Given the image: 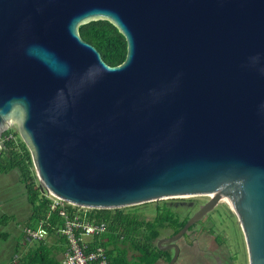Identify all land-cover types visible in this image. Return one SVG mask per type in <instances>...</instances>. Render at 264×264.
Listing matches in <instances>:
<instances>
[{"label":"water","instance_id":"95a60500","mask_svg":"<svg viewBox=\"0 0 264 264\" xmlns=\"http://www.w3.org/2000/svg\"><path fill=\"white\" fill-rule=\"evenodd\" d=\"M99 18L126 36L119 65L80 35ZM9 126L42 192L99 209L211 196L171 240L226 197L264 264V0H0Z\"/></svg>","mask_w":264,"mask_h":264},{"label":"trees","instance_id":"16d2710c","mask_svg":"<svg viewBox=\"0 0 264 264\" xmlns=\"http://www.w3.org/2000/svg\"><path fill=\"white\" fill-rule=\"evenodd\" d=\"M79 32L85 41L100 51L109 65L115 66L125 61L128 41L109 19L99 18L82 23L79 25ZM10 133L17 135L18 131L7 129L3 135ZM12 169L19 170L32 204V213L27 225L36 226L40 219H46L49 233L46 238L35 240L39 245L30 248L17 260L15 255L8 264H60V255L69 248L67 237L61 232L65 218L60 215L58 208L51 207L52 200L41 191L32 152L21 137L17 140L13 137L8 139L0 150V172ZM151 202L124 208L89 209L87 216L89 220L107 225V231L102 237L97 238L94 244L103 245L107 249L109 264H153L158 256L153 245L159 234L158 226L163 227L168 223L176 232L184 227L187 218L173 214L165 203L161 205L155 202L153 207L155 216L152 218L144 216L141 211ZM67 209L72 215L77 207L68 205ZM8 218V215L1 216L0 225L6 224ZM0 235L6 237L8 232L0 230Z\"/></svg>","mask_w":264,"mask_h":264},{"label":"rangeland","instance_id":"374dc122","mask_svg":"<svg viewBox=\"0 0 264 264\" xmlns=\"http://www.w3.org/2000/svg\"><path fill=\"white\" fill-rule=\"evenodd\" d=\"M9 129H15L18 134L14 137L16 140L22 138L21 131L16 126H10ZM196 195L188 197H175L160 199L153 201L144 207L141 213L152 218L155 216L154 204L155 202L174 200V199H190ZM4 201L5 206L0 205V217L4 212L12 217L4 225H0V230L8 232V236L3 237L0 235V263L8 264L11 262L12 257L16 255V260L24 256L30 248L39 245L38 241H23L21 236L18 221L27 223L28 217L32 212V204L29 202L27 191H25L24 184L21 180L20 172L18 169H12L8 172H0V202ZM233 209V208H232ZM184 212V211H183ZM235 213V211L233 210ZM235 215H237L235 213ZM238 217V216H237ZM11 218H15L12 222ZM232 220L230 217H213L208 215L204 219L199 220L197 228H203L211 231L214 235H218V240L221 242V251H224L225 257L235 253L234 264H249V257L247 252V245L240 221ZM17 223V224H16ZM15 224V225H13ZM3 227V228H2ZM23 229V227H22ZM51 239V237L49 238ZM209 240V239H208ZM205 244V242H203ZM202 243V245H204ZM223 254V253H222Z\"/></svg>","mask_w":264,"mask_h":264},{"label":"flooded vegetation","instance_id":"af4514ba","mask_svg":"<svg viewBox=\"0 0 264 264\" xmlns=\"http://www.w3.org/2000/svg\"><path fill=\"white\" fill-rule=\"evenodd\" d=\"M210 200L211 196L209 195H196L190 199L165 200L157 203L161 205L165 203L170 207L173 214L187 218L188 221L202 205ZM209 214L213 217H230L234 221L239 219L233 212L231 205L224 198L220 199L214 208L205 214L202 219ZM237 221L239 222V220ZM198 224L199 220L178 240L170 239L178 232L175 231L173 226L168 223L163 227L159 225V234L153 242L158 256L153 264H170L171 259L176 254L175 245L178 246V252L173 264H234L235 253L232 257L229 254L225 257L224 251L220 249L221 242L218 240V235H214L206 229L197 228Z\"/></svg>","mask_w":264,"mask_h":264},{"label":"built area","instance_id":"2783aa9c","mask_svg":"<svg viewBox=\"0 0 264 264\" xmlns=\"http://www.w3.org/2000/svg\"><path fill=\"white\" fill-rule=\"evenodd\" d=\"M15 136L13 133L2 135L0 150L4 147L5 141ZM43 194L52 200L51 207L58 208L60 215L65 218V225L61 232L67 237L69 248L64 252L60 264H109L107 249L103 245L94 244L97 238L102 237L107 231V225L87 218L91 208L71 204L49 190L43 191ZM68 205L77 207L74 214L70 215ZM46 222V219L42 218L36 226L25 225L23 232L26 240L46 238L49 233Z\"/></svg>","mask_w":264,"mask_h":264},{"label":"crops","instance_id":"0c3cea01","mask_svg":"<svg viewBox=\"0 0 264 264\" xmlns=\"http://www.w3.org/2000/svg\"><path fill=\"white\" fill-rule=\"evenodd\" d=\"M24 184V183H23ZM24 188H25V191H26V187H25V184H24ZM29 199V198H28ZM30 202V201H29ZM0 205H2V207H4L5 206V202L4 201H1L0 202ZM32 213V212H31ZM3 215H7L6 214V212H4L3 214H2V216ZM9 217H12L11 215H8ZM30 216H31V214H30ZM30 216L28 217V219L30 218ZM11 220H12V222L14 221V220H16L15 218H11ZM17 224V223H16ZM13 225H15V224H13ZM25 225H27V223L25 224V223H23V222H20V221H18V225H17V227H19V231H20V233H21V236L24 238L23 239V243L24 242H26L25 241V239H26V237H25V234H24V232H23V229H22V227H24ZM3 228V227H2ZM29 241V240H28ZM63 254H64V252L60 255V260H61V258H62V256H63Z\"/></svg>","mask_w":264,"mask_h":264},{"label":"bare ground","instance_id":"6f19581e","mask_svg":"<svg viewBox=\"0 0 264 264\" xmlns=\"http://www.w3.org/2000/svg\"><path fill=\"white\" fill-rule=\"evenodd\" d=\"M183 197H188V195H186V196H183ZM224 200H226L230 205H231V203L228 201V199L226 198V197H224ZM231 207L233 208V206L231 205ZM233 210H235L234 208H233Z\"/></svg>","mask_w":264,"mask_h":264}]
</instances>
